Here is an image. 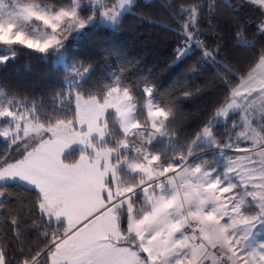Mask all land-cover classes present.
Returning <instances> with one entry per match:
<instances>
[{
	"label": "snow or ice",
	"instance_id": "1",
	"mask_svg": "<svg viewBox=\"0 0 264 264\" xmlns=\"http://www.w3.org/2000/svg\"><path fill=\"white\" fill-rule=\"evenodd\" d=\"M224 3L232 47L201 39L216 0L163 5L178 80L219 65L209 111L178 129L155 83L101 77L75 44L137 0H0V65L65 66L45 95L0 90V264H264V0Z\"/></svg>",
	"mask_w": 264,
	"mask_h": 264
},
{
	"label": "trees",
	"instance_id": "2",
	"mask_svg": "<svg viewBox=\"0 0 264 264\" xmlns=\"http://www.w3.org/2000/svg\"><path fill=\"white\" fill-rule=\"evenodd\" d=\"M167 2L168 0H137L139 6L133 13L125 15L118 29L104 27L89 32L81 40L75 41V44L81 52L80 58H87L99 65L97 71L101 77L109 67L115 71V65H127V74L132 80L146 79L155 83L161 92V99H174L175 126L179 129L194 125L198 117L209 111L211 103L219 95L215 87V69L219 65L202 70L199 77L188 83L178 80L171 63L173 49L182 37L173 31L177 24L163 6ZM216 3L218 14L211 20L205 17L201 30L206 35L201 39L209 48L215 43L232 47L234 41L229 25L236 14L224 0H216ZM231 3L238 4L239 0H231ZM245 15L253 23L259 22L254 13ZM209 23L212 27L208 26ZM217 33L222 37L219 41L216 39ZM0 54H3L2 49ZM69 55L71 56V45ZM64 73L65 66L54 63L53 58L44 60L38 55L22 51L15 60H10L7 65H0V90L4 93L45 95L61 83ZM177 85L190 90L192 95L188 98L179 96L175 91ZM0 147L3 145L0 144Z\"/></svg>",
	"mask_w": 264,
	"mask_h": 264
},
{
	"label": "crops",
	"instance_id": "3",
	"mask_svg": "<svg viewBox=\"0 0 264 264\" xmlns=\"http://www.w3.org/2000/svg\"><path fill=\"white\" fill-rule=\"evenodd\" d=\"M242 147H243V145H242Z\"/></svg>",
	"mask_w": 264,
	"mask_h": 264
},
{
	"label": "rangeland",
	"instance_id": "4",
	"mask_svg": "<svg viewBox=\"0 0 264 264\" xmlns=\"http://www.w3.org/2000/svg\"><path fill=\"white\" fill-rule=\"evenodd\" d=\"M58 64V63H57Z\"/></svg>",
	"mask_w": 264,
	"mask_h": 264
}]
</instances>
